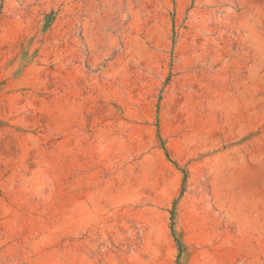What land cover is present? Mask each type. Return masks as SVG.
<instances>
[{
	"label": "rangeland",
	"instance_id": "374dc122",
	"mask_svg": "<svg viewBox=\"0 0 264 264\" xmlns=\"http://www.w3.org/2000/svg\"><path fill=\"white\" fill-rule=\"evenodd\" d=\"M0 264H264V0H0Z\"/></svg>",
	"mask_w": 264,
	"mask_h": 264
},
{
	"label": "trees",
	"instance_id": "16d2710c",
	"mask_svg": "<svg viewBox=\"0 0 264 264\" xmlns=\"http://www.w3.org/2000/svg\"><path fill=\"white\" fill-rule=\"evenodd\" d=\"M179 246L180 251H182V243L179 240H176Z\"/></svg>",
	"mask_w": 264,
	"mask_h": 264
}]
</instances>
